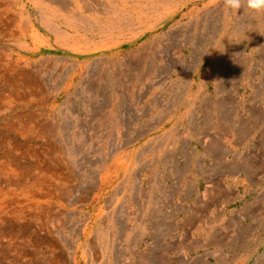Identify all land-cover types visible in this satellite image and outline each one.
<instances>
[{
	"label": "rangeland",
	"instance_id": "rangeland-1",
	"mask_svg": "<svg viewBox=\"0 0 264 264\" xmlns=\"http://www.w3.org/2000/svg\"><path fill=\"white\" fill-rule=\"evenodd\" d=\"M8 2L0 264H264V14Z\"/></svg>",
	"mask_w": 264,
	"mask_h": 264
},
{
	"label": "clouds",
	"instance_id": "clouds-1",
	"mask_svg": "<svg viewBox=\"0 0 264 264\" xmlns=\"http://www.w3.org/2000/svg\"><path fill=\"white\" fill-rule=\"evenodd\" d=\"M225 9L238 13L241 8L252 15L264 14V0H223Z\"/></svg>",
	"mask_w": 264,
	"mask_h": 264
},
{
	"label": "bare ground",
	"instance_id": "bare-ground-1",
	"mask_svg": "<svg viewBox=\"0 0 264 264\" xmlns=\"http://www.w3.org/2000/svg\"><path fill=\"white\" fill-rule=\"evenodd\" d=\"M227 130H229V129H227ZM184 141H187L186 139L184 140ZM208 139H207V135L206 134H204V138L202 137V142L204 143V144H208ZM221 146V145H220ZM224 146H222L221 147V149H222V151L225 153H229L230 151H231V149L228 147V145H226L224 148H223ZM194 154V153H193ZM218 184V183H217ZM229 192V191H228ZM227 192V193H228ZM230 192H232V193H230ZM230 192H229V195L225 198L226 200L227 199H231V198H237V194L236 193H234V191L232 190H230ZM235 195V196H234ZM224 199V201H226ZM223 201V203H222V207H221V212H225V209H226V203ZM241 213L242 212H239V213H236L233 217H238L239 219H241L242 221H243V219L241 218ZM177 229V227H176V225L173 227V229L172 230H176ZM186 241V240H185ZM203 242V241H202ZM178 243V242H177ZM188 243V242H187ZM209 243V242H208ZM206 246V244L205 243H198V244H196V245H194V247H205ZM185 247V246H184ZM191 247V246H190ZM189 248V247H188ZM187 248V249H188ZM193 248V247H192ZM179 249V248H178ZM177 249V250H178ZM186 249V248H185ZM183 250V249H182ZM205 256H203L202 258H201V260L199 261V264H203V262L205 263V262H207V261H205V258H204ZM189 264H190V262H189Z\"/></svg>",
	"mask_w": 264,
	"mask_h": 264
},
{
	"label": "crops",
	"instance_id": "crops-1",
	"mask_svg": "<svg viewBox=\"0 0 264 264\" xmlns=\"http://www.w3.org/2000/svg\"><path fill=\"white\" fill-rule=\"evenodd\" d=\"M8 1H10V0H8ZM8 1H6V0H0V4H7L8 6V9L9 8H11V10H10V12H8V13H10L11 15H13L15 12H17V10L14 8V6L12 5V4H9V2ZM30 2H31V0H29ZM32 1H34V0H32ZM58 0H54V2H57ZM26 3V2H25ZM27 4V3H26ZM28 5H30L29 3H28ZM12 6H13V8L14 9H12ZM6 7V8H7ZM5 8L4 9H2L1 11L2 12H5ZM6 13H2V15H5ZM44 17H46V18H52L50 15H48V14H46Z\"/></svg>",
	"mask_w": 264,
	"mask_h": 264
}]
</instances>
